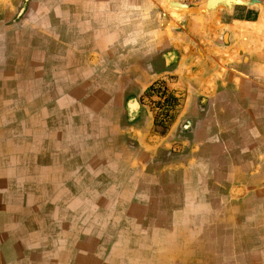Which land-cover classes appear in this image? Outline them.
Segmentation results:
<instances>
[{
    "label": "crops",
    "instance_id": "0c3cea01",
    "mask_svg": "<svg viewBox=\"0 0 264 264\" xmlns=\"http://www.w3.org/2000/svg\"><path fill=\"white\" fill-rule=\"evenodd\" d=\"M238 7L209 19L164 0H0V264H67L72 218L52 206H71L89 175L97 188L131 190L108 254L197 264L192 221L217 198L208 129L222 126L205 112L264 79V28L252 27L261 13ZM162 78L191 94L169 123L139 101Z\"/></svg>",
    "mask_w": 264,
    "mask_h": 264
},
{
    "label": "rangeland",
    "instance_id": "374dc122",
    "mask_svg": "<svg viewBox=\"0 0 264 264\" xmlns=\"http://www.w3.org/2000/svg\"><path fill=\"white\" fill-rule=\"evenodd\" d=\"M241 9L246 12L236 16L255 18L259 15L254 8L239 6L238 11ZM221 10L224 13V9ZM170 15L175 17L171 13ZM196 17L192 16L193 30L199 26L193 22ZM128 32L131 35L132 30ZM11 70L8 69L9 72ZM175 80L177 79L162 78L152 83L139 96L143 106L152 112L155 123H169L180 105L191 96L190 93H177L181 88ZM13 88V85H8L9 91H13ZM243 89L237 97L238 102L222 99L226 106L224 112H217L212 108L204 111L207 118L221 119L222 126L218 128L214 125L212 129H208L211 142L216 143L218 150L213 151V163L216 162L217 169L214 175L217 198L211 200L214 208L211 207L210 215L205 221H192L195 225L190 230L192 236L199 235L198 242L203 248V257L192 256L190 259L197 264H264V79L260 80L256 89L247 86ZM211 99L212 94L205 102L212 101ZM205 117L202 113V119H199L202 121ZM26 138L19 144L27 145L31 136ZM115 160L118 162L119 159ZM108 169L111 177H116V172L113 173L115 168L109 166ZM103 184L97 183L89 175L88 182L85 183L88 185L87 189L71 191V206H52L61 213L68 212L72 218L71 238L67 236L61 241V245L71 247V253L65 256L67 264H121L122 260L126 264L123 254L117 252L111 255L104 248L112 245L113 237L116 240L115 227L118 218L126 213L127 207L123 202L131 190L97 188ZM117 185L123 186L124 183L119 182ZM130 209L141 208L131 206ZM124 224L121 223V226ZM79 229L82 231L79 232ZM183 232L185 233L184 230ZM119 242L115 241L113 244L117 245ZM58 246L60 244L56 245V249ZM118 246L122 245L119 243ZM189 257L185 255L186 260Z\"/></svg>",
    "mask_w": 264,
    "mask_h": 264
},
{
    "label": "water",
    "instance_id": "95a60500",
    "mask_svg": "<svg viewBox=\"0 0 264 264\" xmlns=\"http://www.w3.org/2000/svg\"><path fill=\"white\" fill-rule=\"evenodd\" d=\"M237 6L254 8L259 14L264 11V0H197L194 2L164 0L165 9H177L181 13H200L209 19L219 9H224V14L231 15Z\"/></svg>",
    "mask_w": 264,
    "mask_h": 264
},
{
    "label": "bare ground",
    "instance_id": "6f19581e",
    "mask_svg": "<svg viewBox=\"0 0 264 264\" xmlns=\"http://www.w3.org/2000/svg\"><path fill=\"white\" fill-rule=\"evenodd\" d=\"M171 10L179 11L177 9H171ZM260 13H261V16L259 17V20L257 19L258 21L255 24L254 23L252 24L254 32H256L255 29H257V27L258 28H264V25H263V23H264V11H261ZM171 14L175 17L177 16L176 12H172Z\"/></svg>",
    "mask_w": 264,
    "mask_h": 264
},
{
    "label": "built area",
    "instance_id": "2783aa9c",
    "mask_svg": "<svg viewBox=\"0 0 264 264\" xmlns=\"http://www.w3.org/2000/svg\"><path fill=\"white\" fill-rule=\"evenodd\" d=\"M182 1H186V2H194V1H197V0H182Z\"/></svg>",
    "mask_w": 264,
    "mask_h": 264
}]
</instances>
